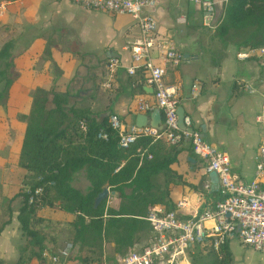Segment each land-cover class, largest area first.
I'll return each instance as SVG.
<instances>
[{"label":"crops","instance_id":"obj_1","mask_svg":"<svg viewBox=\"0 0 264 264\" xmlns=\"http://www.w3.org/2000/svg\"><path fill=\"white\" fill-rule=\"evenodd\" d=\"M210 2L211 13L206 11L202 0H157L148 11L157 21V33L174 43L183 56L187 54L176 65L166 64L165 82L178 88L179 105L185 115L191 117L193 128L203 132L208 142L227 152L231 170L241 180L251 181L257 178L254 157L263 136V123L256 117L264 112V54L238 59L237 52L246 48L229 44L220 65H211V36L225 0ZM6 7L7 20L13 28L7 40L12 44L8 58L12 83L2 106L0 121L4 119L5 126L0 155H5L11 164L18 162L25 130V122L19 118L21 114L17 110L26 103L25 94L36 87L67 91L69 105L87 108L97 119H108L110 113H116L128 125L135 123L137 114L151 113L137 110L139 101L154 102L144 72L142 76L136 72L129 74L125 68L130 64L126 47L139 34L129 14L88 9L71 0H15L6 1ZM205 15L211 18V28L204 25ZM111 58H118L122 67L117 69L112 87L107 89L103 82ZM15 73L20 76L16 77ZM19 79L21 81L17 82ZM28 110L29 107L25 112ZM177 148L181 149L178 159L186 157L192 169L197 163L202 166L203 185L209 177L203 162L196 156L199 161L189 160L192 157L188 143L179 144ZM3 160L8 162L4 157ZM25 174L23 169L17 187ZM192 189L197 200L199 190L204 188ZM18 191L17 188L16 193ZM14 192L11 198L16 195ZM109 192L118 201L106 205L117 207L119 198L114 191ZM19 198L20 195L16 196L14 201H20ZM4 213L1 210L0 220ZM17 214V209H13L10 219L7 217L9 221L0 224V261L6 264H13L18 258V247L13 243L15 232L20 230ZM232 239L228 241L232 264H264V250L257 251L238 238L239 244L233 249Z\"/></svg>","mask_w":264,"mask_h":264},{"label":"trees","instance_id":"obj_2","mask_svg":"<svg viewBox=\"0 0 264 264\" xmlns=\"http://www.w3.org/2000/svg\"><path fill=\"white\" fill-rule=\"evenodd\" d=\"M211 39L209 52L213 66L220 65L229 44L238 48L264 46V0H225ZM11 45L7 41L0 48V62L3 63L0 68V103L12 83L8 59ZM142 71L138 69L136 74L142 76ZM31 93L28 112L19 116L25 122V130L17 163L26 170L25 177L31 189L43 188L41 207L58 208L74 215L68 233L70 246L78 245L79 248L72 260L86 264L100 258L104 242L113 245L112 258L119 256L123 250L136 246L142 235L147 238L155 235L144 219L149 212L175 209L176 205L170 199L171 184L198 189L172 167L178 162L181 151L177 146L161 139L154 141L151 136H140L128 147H120L107 117L97 119L89 109L69 105L67 91L36 87ZM81 122L85 129H82ZM100 128L107 134V139L98 137ZM140 147L143 154L138 151ZM189 155L199 161L192 151ZM80 170L84 171L89 182L85 192L72 185ZM160 175L164 177L163 186L157 180ZM105 186L119 198L117 207L107 206L106 199L95 206V198ZM18 195H22L23 200L17 209V220L28 239V246L19 249L13 264H25L32 258L38 264H46L41 258L42 251L48 249L44 245L46 235L34 226L35 222L43 220L35 213L40 207L28 202V195L21 190L11 199ZM198 198V209L202 211L214 208L222 197L218 190L210 189L199 190ZM13 209L8 211L9 219ZM8 218L2 225L9 221ZM191 250L189 259L192 264H232L228 242L215 250L212 239L207 238ZM91 254L95 256L90 257ZM0 264L6 263L0 261Z\"/></svg>","mask_w":264,"mask_h":264},{"label":"built area","instance_id":"obj_3","mask_svg":"<svg viewBox=\"0 0 264 264\" xmlns=\"http://www.w3.org/2000/svg\"><path fill=\"white\" fill-rule=\"evenodd\" d=\"M88 9L112 13L129 14L139 28V34L127 45L130 64L125 66L129 74L138 69L144 72V80L151 86L153 103L139 101L137 110L151 112L157 108L161 112V129L150 125L138 126L134 123L124 124L116 113L108 115L109 127L116 133L120 147L126 148L140 136H151L154 141L178 146L188 143L193 154L203 162L207 174L215 171L218 177L220 200L214 208L202 211L198 209L199 198L191 201L183 197L176 201L175 209L167 212L151 211L145 220L149 222L155 235L150 237L141 248H127L117 257H109L104 253L100 258L87 264H192L189 253L194 245L201 244L207 238L212 239L216 250L231 238H238L244 245L257 251L264 250V112L257 115L256 120L263 123L262 140L255 154L256 179L241 180L231 170L230 158L225 150L219 149L208 142L198 130L189 132L181 129L177 123V107L179 91L175 85L165 82L166 64H178L184 56L171 41L157 33V21L148 11L157 0H71ZM206 11L211 13L213 6L210 1L202 0ZM4 2H0V14L4 12ZM204 25L211 28V18L204 16ZM264 54V46L247 47L238 51V59H246L252 55ZM122 67L118 58H111L107 65V78L103 87L110 89L118 68ZM195 87V84H193ZM184 125L192 126V119L184 115ZM82 129H85L81 122ZM98 137L107 139L103 128L99 129ZM141 147L138 148L140 152ZM140 154H143L140 152ZM151 155H148L150 158ZM204 190L211 189L209 177L203 183ZM212 190V189H211ZM43 188L37 186L24 189L28 202L41 206ZM186 210V213L178 212ZM239 230L237 231V227ZM71 246H61L55 251L44 249L41 253L47 264H81L72 260Z\"/></svg>","mask_w":264,"mask_h":264},{"label":"rangeland","instance_id":"obj_4","mask_svg":"<svg viewBox=\"0 0 264 264\" xmlns=\"http://www.w3.org/2000/svg\"><path fill=\"white\" fill-rule=\"evenodd\" d=\"M3 2H4L5 7H4V12L0 14V48L9 39V37L11 36V30L13 29L9 25L6 1H3ZM211 31L212 30H210V32ZM2 67H3V63L0 62V68ZM15 76L18 77L20 75L15 73ZM18 81H21V80L19 79L17 80V82ZM1 86H2V83L0 84V87ZM25 95L26 97H24V100H26V103L22 107L18 108L17 110L18 114H23V113L25 114L26 113L25 111H27L30 105L32 93L25 94ZM7 99H8V94L3 99V103L0 104V118L3 115L2 106L7 101ZM4 122L5 120L1 119L0 121V140L1 141H3L4 139L3 138L4 136L3 128L5 126ZM250 124H252V121H250ZM3 157L8 162L6 163L3 162L4 161ZM3 157L0 155V185L2 186L1 187L2 191L0 190L1 191L0 192V213H1V210H4L5 213H4V216L0 220V224L3 221V218L4 220H6V218L8 217V211L10 208L18 209V207L22 204V200H23L22 195H20V198H19L20 201L17 200V202H15L14 201L15 198L10 199L11 193H13L15 190L17 191V188L18 190H21L22 192H24V189L29 186L28 179L25 176L23 177V180L21 181L20 185L18 187L16 186V183L20 181L18 178L23 168L18 165L17 161L16 163L14 162L13 164H11L10 160L5 155H3ZM173 168L178 173H180L185 180H187L191 184L196 185L198 188L203 189L202 179H201L203 169L199 163H197L194 169H192L186 157H181L178 159V162L173 165ZM17 170L19 171L21 170L20 173ZM24 172L26 173L25 169H24ZM157 180L159 184L163 186V183H164L163 175H160ZM198 181H200L201 183L198 184ZM72 185L80 189L82 192L87 191L89 182L83 170H80L75 174ZM191 189L192 187L189 185L171 184L170 185V195H171L170 199L172 198L173 200H175L176 198L183 199V197H186L194 201L196 200L195 192L193 191V189L192 190ZM16 191L14 192V194L16 193ZM117 201H118L117 198H115L112 194L109 193V197H107L106 199V204L107 205L116 204ZM35 213H36V216L43 218L42 221L35 222L34 226L39 230V232L46 235V240L44 241L45 247H47L48 249L49 248L54 249V251L64 245H67L70 247L71 237L68 233V228H69L70 221L74 219L73 214L67 211L58 209V208H51L48 206H44V207L40 206V208H38V210ZM148 239L149 237L147 238V235H142L139 242H137V245L134 246V248L137 249L139 248V246L145 245ZM13 243L14 245H16V247H18V253H19V249L28 246V239L21 229L20 230L18 229L17 233L15 232V235L13 236ZM238 244H239V241L237 238H233L230 241V246L233 249H236V245ZM36 248L37 247L34 246V249ZM78 248H79L78 245L71 247L73 256L77 253ZM101 249H102V253H104L106 256H109L111 258V256L113 255L114 249H113V245L110 242H104L102 244ZM94 256H95L94 254L90 255V257H94ZM25 264H36V259L35 258L27 259L25 261ZM81 264H85V263H81Z\"/></svg>","mask_w":264,"mask_h":264},{"label":"water","instance_id":"obj_5","mask_svg":"<svg viewBox=\"0 0 264 264\" xmlns=\"http://www.w3.org/2000/svg\"><path fill=\"white\" fill-rule=\"evenodd\" d=\"M204 1H210V0H204ZM184 57H187V54L184 55ZM177 123L179 128L181 129H186L189 132L193 130V127H186L183 122V118L185 115L184 108L182 106L177 107ZM161 112L159 109L155 108L151 111L149 115L146 113H139L136 115L135 118V123L138 126H144V125H150L152 127L161 129ZM201 135L204 137V133L202 132ZM190 161H195L193 158H189ZM210 182H211V189L212 190H217L218 187V177L215 171H210L208 173ZM111 193L109 192L108 187H103L102 190L97 194L95 198V206H97L102 200L106 199L108 197V194ZM113 193V192H112ZM178 212H184L186 213V210L178 209ZM239 230V226L237 227V231Z\"/></svg>","mask_w":264,"mask_h":264}]
</instances>
